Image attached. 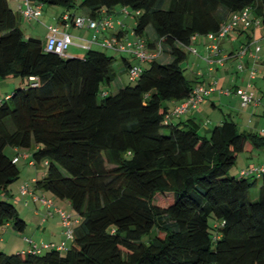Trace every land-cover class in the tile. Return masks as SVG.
<instances>
[{"label": "trees", "instance_id": "obj_1", "mask_svg": "<svg viewBox=\"0 0 264 264\" xmlns=\"http://www.w3.org/2000/svg\"><path fill=\"white\" fill-rule=\"evenodd\" d=\"M31 1L92 18L126 8L135 34L173 59L148 60L136 80L112 90L118 57L92 46L82 56L48 51L0 0V78L26 81L0 98V227H27L9 200L25 152L28 165L44 169L35 186L80 215L64 250L42 252L27 237L31 248L0 252V264H264V163L230 173L239 153L264 151V136L233 120L205 135L195 118H166L167 102L183 101L200 82L182 66L186 48L197 49L193 36L218 32L246 7L264 27V0ZM124 61L129 77L133 64ZM18 190L25 197L30 181ZM42 197L53 203L34 194Z\"/></svg>", "mask_w": 264, "mask_h": 264}, {"label": "crops", "instance_id": "obj_2", "mask_svg": "<svg viewBox=\"0 0 264 264\" xmlns=\"http://www.w3.org/2000/svg\"><path fill=\"white\" fill-rule=\"evenodd\" d=\"M23 1L24 0H9L12 7L18 12L19 22L20 20H27L21 15L19 9V5H21ZM72 11V17L77 15L88 16L82 9L68 11L64 9L58 14L56 24L61 25V27L67 30L72 36V44L67 49V55L82 56L87 50L86 45L90 39L94 40L91 45L92 47L106 51V49L109 48L102 45V41L106 37L116 36L124 42H134L138 37L134 32L136 18L132 12L124 13L123 9H117L111 14L114 27L107 31L97 33L88 27H78L74 24L72 18L68 21H62L61 16L66 12L70 14ZM252 18H254V13ZM47 24L54 23L48 22ZM262 28L264 29L261 24L258 25L254 22L250 23L247 27L240 25L232 29L227 35L216 39H210L207 36L196 38L194 44L197 47V53L190 51L188 47L186 48L187 53L189 54L190 52L192 55L189 56L187 54L184 67L191 68V70L194 69L192 70L194 71L193 77L199 74L200 82L198 84H202L207 88L212 87L213 90L204 97L203 101L199 103L196 109L187 111L178 116H172L170 118L172 122L180 123L190 118H195L200 124V131L205 135H209L215 125L221 124L225 120H233L241 130L258 133L264 136V45L260 44V36H258V33L262 31L263 34L261 36L264 38V31ZM46 35L47 34L44 36V40L46 39ZM236 41L239 42V46L236 45ZM214 45H217L216 50L213 48ZM242 47H247L249 54L242 58H238L236 54ZM110 50L113 51L112 55H115L119 59L115 66L117 72L115 84L117 87H120L126 83L123 73H126L128 77V69L124 59H127L130 64H136L139 61L135 55L130 52H121L114 49ZM250 51L252 52L251 54ZM215 52H217V55H215ZM164 56V62H169L173 59L170 53L166 52ZM222 57L226 58L223 64H220L217 62V59ZM241 63L243 64L242 70L238 67ZM142 65L145 67L148 65V62H143ZM252 68L256 69L254 77H250ZM237 87H243L253 92L254 100L246 106L242 105L240 96L234 91ZM226 88L231 89V92L225 93L223 90ZM178 103V100L168 101V109L172 111ZM15 150L16 149L13 148L12 153H14ZM253 151L255 150L248 152L252 153ZM26 153L28 152H25V156L22 158L24 162L28 164ZM252 166L253 165L248 167ZM32 170L33 171L26 176L28 177L26 180L30 181L31 192L25 197L20 196L18 192L15 199L22 208H30V213L25 212V210L21 208H17L27 222L26 229L20 232L25 234L23 235L24 238L21 240L22 250L31 248V244L26 240L27 237L31 238L34 243H36L37 247L40 248L39 250H42V246L46 243L58 244L65 240V228L63 224L61 225V218L56 211L57 207L63 208L71 215H75L68 200L51 197L48 192L35 186V180L44 175V169L38 166L33 167ZM43 193L53 200L52 206L48 207L43 204L41 200L34 199V194L42 195ZM47 211H50V215L47 214ZM1 228L0 241L6 242V247H8L9 241L6 235L8 234L13 237L12 232L18 231L13 228L10 222ZM16 237L17 235L15 238Z\"/></svg>", "mask_w": 264, "mask_h": 264}, {"label": "built area", "instance_id": "obj_3", "mask_svg": "<svg viewBox=\"0 0 264 264\" xmlns=\"http://www.w3.org/2000/svg\"><path fill=\"white\" fill-rule=\"evenodd\" d=\"M20 13L22 16L27 20H39L40 16L42 15L43 5L41 3H35L31 0H24L21 5H19ZM124 13H129L130 11L126 8L123 9ZM62 21H68L71 17L68 12L62 15ZM75 25L78 27H88L95 32H104L114 27V21L111 15L103 14L99 18H92L86 15H77L72 18ZM253 21L250 17V9L248 7L242 9L239 12H233L229 16V18L221 25L219 31L216 33H209L207 37L210 39H216L218 37H222L227 35L232 29L243 25L247 27ZM257 24L259 21H255ZM254 22V23H255ZM47 28V35H46V50L54 51L58 54L65 55L67 52L68 47L72 44V36L71 34L63 29L59 24H48ZM198 35H194L192 40H195ZM93 39L88 40L87 48L90 47L93 43ZM102 45L109 49H114L121 52H130L138 59V63L133 64L129 69V79L131 81L136 80L141 72L143 71V62H147L151 59H160L163 55V48L161 47L160 43L156 48L150 49L145 40L137 37L134 42H124L120 38L116 36L106 37L102 41ZM215 50L217 49V45L213 47ZM191 51L197 53V49L194 47L190 48ZM252 52L250 51V54ZM246 54H249V50L247 47H242L238 51V56L242 58ZM217 55V52H215ZM226 57H222L217 59V62L223 64V61ZM239 68H242V63L239 64ZM256 73V69L252 68L250 71V77H254ZM213 90L212 87H205L202 84H197L194 86L193 90L189 94V96L184 99L183 101L179 102L173 110L166 115L167 119H170L172 116H178L182 113L187 111L196 109L201 101H203L204 97L209 94ZM225 93H230L231 89L226 88L223 90ZM235 93L238 94L241 98L242 105L246 106L251 101L254 100V93L243 88L238 87L235 89ZM17 160V157L14 158V161ZM33 165V161L30 162ZM251 170H255V168H251ZM242 173H248L246 170H242ZM28 192V187L26 184L21 186V193L26 194ZM37 199V196L35 197ZM41 202L46 206H52V201L47 199L46 197L41 198ZM57 213L59 214L62 224L65 227V233L68 239L73 238V228L70 224V215L63 209V208H56ZM50 212V211H49ZM32 242L31 239H28ZM44 247H55L59 250H64L67 247L66 240L61 241L60 243H46Z\"/></svg>", "mask_w": 264, "mask_h": 264}, {"label": "rangeland", "instance_id": "obj_4", "mask_svg": "<svg viewBox=\"0 0 264 264\" xmlns=\"http://www.w3.org/2000/svg\"><path fill=\"white\" fill-rule=\"evenodd\" d=\"M64 9H65L64 7L59 6V5L44 4L43 10H42L43 12H42V15L40 16L39 20H30V21L20 20L19 25L22 28L24 35L26 37L33 36V37H37L40 39H44L45 34H47V29H45L46 26L48 25L47 23L53 22L54 24H56L57 20H58V14ZM252 16H253V11L250 14V17H252ZM262 30L264 31L263 28H262ZM148 34H149V36H151L153 34L152 33V26H149ZM258 34H259L258 36H260V38H259L260 44L264 45V38L261 36L263 34L262 31H260ZM236 45L239 46L240 45L239 42L236 41ZM106 52L109 53L110 55H112V53H113V51L110 49H106ZM188 55L191 56L192 53L189 52ZM159 60L165 61L164 53L160 57ZM185 64H186V61L182 63V66H185ZM192 70H194V69H192ZM192 70H191V68H187V67H185V70H184L185 75L191 79L193 78V74H194L193 73L194 71H192ZM123 77L125 78L126 83H128L129 81H128V77H127L126 73H123ZM25 84H26V81L18 75L1 77L0 78V98H6L7 94L12 93L16 88L24 87ZM115 87L118 88L116 84H113L112 90H115L116 89ZM7 152L9 154H12V148H7ZM263 163H264V151H263V149H255V151H253L252 153L248 152V151L241 152V153H239L235 164L231 167L230 173L231 174H233V173L237 174L238 172H240V170L242 168H248V166H251V165L259 166ZM18 166L21 169V177L12 184L10 189H11V192L13 193V197L9 198V200L13 201L16 208H18V209L21 208V209L25 210V212L30 213V208H25V207L22 208V206L19 203H17V201H15V199H16L17 193L19 192V190H18L19 185L22 182L26 181V178H28L26 176H28V174L31 171H33L32 170L33 167H31L27 163H25L23 158H21V160L18 162ZM68 214H70V213H68ZM77 217H80V215L75 214V215H71V217H70V224H71L72 228L75 227L79 223V221L76 220ZM47 219H49V218H47ZM61 225H62V220H61ZM64 232H65V230H64ZM15 234L17 235L16 238H15V236H16ZM12 235H13V237L11 235H8V234L6 235V237H8V241H9L8 247H6V242L0 241V252L13 253V252H16L17 249H21V245H22L21 240H22V238H24L23 235H25V234L20 233V232H12ZM65 240H67L68 245H70L72 242V239H68L66 234H65ZM46 250H47V248L45 247V248H42L41 251L45 252Z\"/></svg>", "mask_w": 264, "mask_h": 264}]
</instances>
